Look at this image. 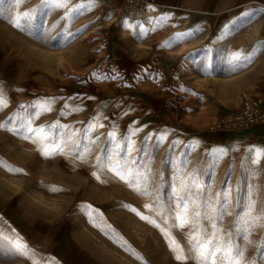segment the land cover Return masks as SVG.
Instances as JSON below:
<instances>
[{
    "label": "rangeland",
    "instance_id": "1",
    "mask_svg": "<svg viewBox=\"0 0 264 264\" xmlns=\"http://www.w3.org/2000/svg\"><path fill=\"white\" fill-rule=\"evenodd\" d=\"M114 1L97 0L74 16L66 9H41V0L19 5L6 0L12 12L0 16V84L7 101L0 108V124L5 126L0 128V232L14 229L12 234L30 246L38 264H178L159 229L126 206L168 227L156 209L166 204L182 179L194 176L215 194L230 171L228 186L235 190L238 182L244 183V164L246 182L264 198V158L250 163L257 149L264 151V122L255 128L257 123L235 130L208 128L220 113L237 107L235 92L264 84V11L250 21L243 15L264 9V0H153L139 18L110 15L107 6ZM20 12L38 13L50 35L76 36L64 47L48 46L12 26L10 17ZM234 52L252 53V61L230 74H205V64L226 67ZM45 101H51V111L34 117L32 127L44 126L49 133L54 123L68 125L81 141L79 148L46 158L36 143L10 131L16 120L34 115V106ZM94 121L104 127L85 132ZM134 129L140 131L132 135ZM113 131L115 140L108 136ZM161 135L165 139L158 142ZM129 139L135 149L144 147L143 152L134 150L132 158L148 175L149 195L97 166L96 157L104 156L106 146L127 158ZM90 140L97 142L89 145ZM85 147L90 149L85 158L77 159ZM218 148L226 154L211 155ZM52 187L61 191L52 192ZM229 211H234L232 205ZM232 219L225 216V229ZM170 230L187 248L189 229ZM259 238L257 231L252 239ZM255 254L254 247L248 249L249 257ZM0 264L31 261L0 253Z\"/></svg>",
    "mask_w": 264,
    "mask_h": 264
},
{
    "label": "snow or ice",
    "instance_id": "2",
    "mask_svg": "<svg viewBox=\"0 0 264 264\" xmlns=\"http://www.w3.org/2000/svg\"><path fill=\"white\" fill-rule=\"evenodd\" d=\"M13 2L19 5L24 0H13ZM96 3L97 0H87V4H74L72 0H41L40 7L41 9H66L68 13L75 16L82 14L86 6L90 9ZM261 11H264V9H255L252 12L243 13V15L250 21ZM11 12L12 7L6 3V0H0V16H9ZM33 13H35V10H33ZM33 13L20 12L11 16L9 22L14 28L26 31L33 39L51 47H64L67 43L71 42V39L75 38L76 34L71 32H61L55 36L50 35L44 29L43 18L38 13L35 15ZM161 19H166V17H161ZM124 26L127 28L133 27L132 24L127 22H125ZM181 35H191V33H183ZM261 47L264 48V45H261ZM252 58V53L244 55L240 52H234L228 58L226 67L205 64L203 71L205 74L217 71L230 74L237 68L247 66L252 61ZM97 78H100L99 75H97ZM104 78L115 79L114 76L108 75H105ZM4 88L5 85L0 84V108L7 106ZM181 90L187 91V89ZM85 99H91V97H85ZM50 103L51 101H45L34 106L37 109L34 115L30 114L27 119L20 118L16 120L14 129H10V131H14L21 138L36 143L39 146L41 155L46 158L57 154H66V149L72 151L79 148L81 143L76 138V134L69 130L68 125L54 123L48 126L49 133H46L44 126L38 128L32 127L34 117L39 116L43 112L51 111ZM75 110L80 109L77 108ZM188 111H191V109H188ZM9 122L11 123L12 120ZM3 127L5 126L0 124V128ZM98 127L103 128L104 125L94 121L84 131H92ZM51 129H56V133L51 134ZM60 129L66 131L61 132ZM138 131L140 129H134L131 134L135 135ZM115 135L114 131L108 133L109 138L112 140H115ZM151 138V135L145 137L144 143ZM164 139L165 135H161L158 137V142ZM96 142V140H90L89 145H95ZM115 147L119 149V143ZM89 150L88 147H85L83 152H77L76 158L83 160ZM134 150L143 152L144 147L142 145L140 149H135L134 142L129 139L127 144L128 157L124 158L118 151L111 150L106 146L103 149L104 156L96 157L97 166L101 169H107V171L127 183L129 187H133L141 195H149L148 175L136 167L138 161L132 158ZM225 154L226 151L223 148L213 149L211 153L213 156ZM262 158H264V151L257 149L255 157L250 158V163L257 165ZM2 163L0 162V164ZM245 167L242 164V175L244 176L242 186L240 182H238L235 190L228 186L231 175L229 171L225 174V179L222 182L224 187L215 194H212L211 188L207 184L202 185L194 176L190 181L182 179L178 186L172 188V195L166 204H159V207L156 209V215L161 216L164 225H168V227L161 226L156 220L140 214L135 208H131V206L126 207L136 212L141 220L159 229L168 242V247L173 252L174 259L178 264H188L189 261L192 264H264V198L260 197L259 190L255 186L246 182L248 173L245 171ZM8 171L23 173L24 169L8 168ZM92 175L96 179H100L96 172H93ZM50 191L57 192L61 191V189L52 187ZM233 191H235L234 205ZM159 199V196H157L158 201ZM230 205L233 206L234 211H229ZM86 207L90 209L91 205H87ZM144 207L151 210L153 205L145 204ZM226 215L233 217L232 224L228 229H225L221 223ZM170 220L173 223L169 225ZM203 221H207V224H204ZM171 228L179 230L189 229L186 233L187 248L182 246L172 235ZM257 231L260 233V238L253 240L252 237ZM12 233H15L14 229L8 234L0 232V253L4 256L16 255L30 260L31 264H38L36 254L30 246L19 235ZM252 247L255 248L256 254L249 257L247 251ZM131 254L136 256L137 259H143V257H140L134 251Z\"/></svg>",
    "mask_w": 264,
    "mask_h": 264
},
{
    "label": "built area",
    "instance_id": "3",
    "mask_svg": "<svg viewBox=\"0 0 264 264\" xmlns=\"http://www.w3.org/2000/svg\"><path fill=\"white\" fill-rule=\"evenodd\" d=\"M153 4V0H117L107 6V11L115 18H139ZM264 118V109L260 99L245 97L238 109L216 116L208 125L209 130L243 129L260 122Z\"/></svg>",
    "mask_w": 264,
    "mask_h": 264
},
{
    "label": "crops",
    "instance_id": "4",
    "mask_svg": "<svg viewBox=\"0 0 264 264\" xmlns=\"http://www.w3.org/2000/svg\"><path fill=\"white\" fill-rule=\"evenodd\" d=\"M117 1V0H116ZM236 94L234 95V97H235V101H236V106L237 107H235V108H233V109H230L229 111H226V112H232V111H236L237 109H238V107H239V105H240V103H241V101H242V99L243 98H245L244 97V95L245 94H251V95H249V96H247L246 95V97H260L261 98V100H262V102H261V106L262 107H264V84H260V85H258V87L257 88H254L252 91H247V92H244V91H237V92H235ZM227 106L226 105H222L221 106V108H226ZM224 113V112H223ZM221 114V113H220ZM261 122H264V121H261ZM258 125V123L255 125V126H253L252 128H255L256 126ZM260 140H262V141H264V138H262V139H260Z\"/></svg>",
    "mask_w": 264,
    "mask_h": 264
},
{
    "label": "bare ground",
    "instance_id": "5",
    "mask_svg": "<svg viewBox=\"0 0 264 264\" xmlns=\"http://www.w3.org/2000/svg\"><path fill=\"white\" fill-rule=\"evenodd\" d=\"M190 1H194V2H198V0H190ZM99 27V26H98ZM93 29H95V28H93V27H91L89 30H93ZM260 99V98H259ZM260 102H262V100L260 99ZM263 109H264V107H263ZM261 121H264V118L261 120ZM260 121V122H261ZM259 123V122H258Z\"/></svg>",
    "mask_w": 264,
    "mask_h": 264
}]
</instances>
